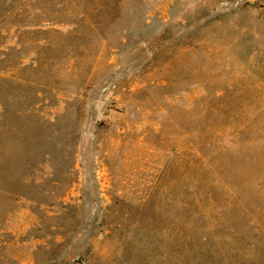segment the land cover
Here are the masks:
<instances>
[{
  "label": "rangeland",
  "instance_id": "374dc122",
  "mask_svg": "<svg viewBox=\"0 0 264 264\" xmlns=\"http://www.w3.org/2000/svg\"><path fill=\"white\" fill-rule=\"evenodd\" d=\"M0 264H264V0H0Z\"/></svg>",
  "mask_w": 264,
  "mask_h": 264
}]
</instances>
